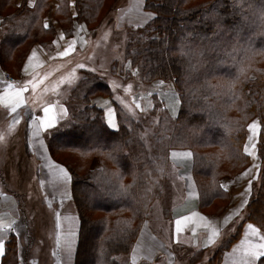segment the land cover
Returning <instances> with one entry per match:
<instances>
[{
	"label": "trees",
	"instance_id": "obj_1",
	"mask_svg": "<svg viewBox=\"0 0 264 264\" xmlns=\"http://www.w3.org/2000/svg\"><path fill=\"white\" fill-rule=\"evenodd\" d=\"M49 2L36 0L29 6L28 0H23L18 6L16 0H0L4 29L0 64L6 71L9 63L13 68L9 70L19 75L33 44L52 43L54 28L43 25ZM109 6L107 0H76L73 16L69 0H59L56 17L66 36L73 32L74 19L94 33ZM145 6L154 18L129 36L125 57L140 65L147 84L174 83L180 93V108L173 117L162 105L155 106L153 99L150 114H159V118L153 126L151 155L140 140L144 128L139 121L118 111L119 128L107 126L104 111L91 102L106 88L97 77L72 93L80 102L73 109L77 112L49 130L47 144L52 158L72 177L71 196L80 222L73 264H130L131 249L152 200L161 190L173 147L193 152L199 207L203 212L219 213L229 201L221 178L236 176L250 163L245 143L255 116L260 121L259 180L245 217L218 246L210 263L221 261L245 222L253 223L264 235V0H146ZM65 154L68 160L63 158ZM93 154L100 165L90 170ZM10 163L16 167L12 160ZM0 169L3 188L18 186L26 195L22 206L32 209L36 192L31 181H21L18 172L12 176L5 165ZM34 212L35 220L40 219L38 209ZM30 213L33 216V210ZM93 213L99 217L94 218ZM9 236L2 264L12 263L8 254L14 236ZM257 264H264V257Z\"/></svg>",
	"mask_w": 264,
	"mask_h": 264
},
{
	"label": "rangeland",
	"instance_id": "obj_2",
	"mask_svg": "<svg viewBox=\"0 0 264 264\" xmlns=\"http://www.w3.org/2000/svg\"><path fill=\"white\" fill-rule=\"evenodd\" d=\"M109 4L110 6L103 10L105 16L103 17L101 26L94 33L87 28L85 23L77 20L80 25L85 27L87 46L86 42L85 45H83L82 42L73 44L74 49L67 59V61H70V67L67 72L60 68L58 72L55 71L53 74L51 73L48 76H43V86L46 83L43 94L46 98H40L38 104H41L42 99L60 102L63 107H65L66 113L62 119L60 116L59 119L61 120L57 119L58 124L77 112L73 109H76L80 102L73 97L72 93L75 89L84 85L87 81L90 82V80H95L97 77L102 85L105 84L106 88L105 91L99 92L91 98L92 104L105 111L97 101L98 98L101 99L102 97L107 103L113 106L116 117L119 111L125 117H130L135 121H139L142 128H144L143 131H141L140 140L151 153L153 150V133L155 130L153 126L157 123L159 118V114H150L154 104L153 99H155V106L162 105L163 108L165 107L168 112L175 117L180 108V93L172 82H154L147 84L144 82V79H142L140 65L131 63L125 57L126 44L129 41V36L135 35L139 32V29L147 25L148 22L154 18L155 14L153 11L145 8L146 0H115L114 2L107 0V5ZM74 8L77 10L76 0H69V9ZM75 29L76 28L73 27V32H71L67 38L74 36ZM1 33H4V29H2L0 25V41ZM76 38L80 39L78 33ZM53 40L52 43L46 46L42 45L44 50H54ZM7 64L9 69H13L9 63ZM81 65H83V67H81ZM9 69H7L9 73H13ZM9 73L5 72V77H3V79L9 78L10 76H7ZM16 73H13L14 77H16ZM19 77H22V73ZM252 77H254V74ZM1 84L4 83L0 80V87ZM47 91L49 94H47ZM152 94H155L157 97L152 98ZM157 99L162 100V102H157ZM173 100L178 101L175 115H173L171 111ZM1 101L0 98V113L7 109ZM29 102L27 101V104L33 105V102ZM42 108L43 105L40 108L41 111ZM40 109H35L34 116L40 114ZM8 115L9 114H5L3 117L7 119ZM255 117L259 118L258 116ZM1 118L2 116H0V120ZM104 121L106 122L105 113ZM0 124H2V122H0ZM57 124H55V126ZM106 124L112 130H117L119 128L118 120L117 128L115 129L109 126L107 122ZM25 126L23 125L20 129L15 130V132L10 128L5 129L4 127L3 135L0 139L2 142V144H0V165H5L6 168H9L12 176H14L15 172H18V175L20 173L21 181H31L33 193L34 191L36 192V195H33V200H31V206H33V220L37 218V216L35 217L36 214L34 211L38 209L40 219L38 218L35 221L41 222L40 220L44 216L46 221L44 218V222H41L38 228L36 226L38 222L35 223L33 221L32 226L28 213L22 209V204H26L23 198L26 195H22V191L18 190V186L11 187L13 190L11 195L18 198L17 202L21 211L20 214L17 215V220H15L14 224L12 223V228L10 230V233L14 236L12 241L13 244H11V250L8 254V256L12 258V263L10 264H61L57 251L56 238L57 211L59 205L62 203L61 198L55 195L52 196L51 193L43 191L39 178V162L37 160H29V148L25 141ZM47 134H49V131ZM12 136L16 138L15 142L12 141ZM64 141L65 140H62L61 142ZM174 150H185V148L173 147L169 150V161L166 164L165 178L163 179L161 190L152 200L151 207L146 214L147 217L145 220L147 218L151 219V227L154 232L169 241V245L173 252L177 251V262L189 261L190 264H194L195 262L193 261L197 260L198 257H206V255L204 253L201 254L192 251L191 247L183 249L179 245L171 243V234L173 233L171 212L174 205L183 201L187 179L193 175L194 160L193 152L190 149H187L191 152L190 161L188 157L181 155L180 152L173 155L172 152ZM67 155L68 154H65L63 156L66 160L69 159ZM91 157H93V161L90 164V170L97 169L100 165L99 158L94 154L91 155ZM10 160L13 161L16 167L10 163ZM2 174L4 173L2 169H0V178ZM22 188L23 187L19 186V189ZM5 189L8 191L11 190L7 187H5ZM5 189L0 179V192L3 196L10 194ZM23 190L26 191V188H23ZM5 206L8 208L7 202ZM25 209L30 212V207H25ZM3 215L5 216L6 214ZM93 216L94 218H98L99 214L93 213ZM22 218L24 220L21 221ZM168 219H170V221ZM234 229L235 226H230L231 233ZM225 233L226 232H224V234ZM162 259L161 257V260ZM128 263H130V259ZM185 264H188V262H185Z\"/></svg>",
	"mask_w": 264,
	"mask_h": 264
},
{
	"label": "crops",
	"instance_id": "obj_3",
	"mask_svg": "<svg viewBox=\"0 0 264 264\" xmlns=\"http://www.w3.org/2000/svg\"><path fill=\"white\" fill-rule=\"evenodd\" d=\"M22 1L16 0V4L19 6ZM35 2L36 0H28V5L33 6ZM49 5V9L43 19V25L54 28V50H44L39 42L33 44L21 67L20 74L22 73V77H19L20 74L14 77L13 73L3 69L0 64V80L4 83L0 87V98L3 101L1 103L7 108L0 113V116H2L0 120L2 122L0 124V139L3 135L4 127L5 129L10 128L15 132V130L26 125L25 141L29 148V160H37L39 162L40 185L43 191L51 193L52 196L60 197L62 202L59 205L56 220L59 259L61 264H73L80 222L71 196V174L63 164L52 158L47 144V132L57 124L58 120L65 116L66 109L56 100L42 99L41 104H38V101L40 98L45 97L43 93L46 83L43 86V76L53 74L55 71L58 72L60 68L67 72L70 67V61H67V59L74 49L73 44L82 42L85 45L86 42L87 46V39L85 27L80 25L76 19L73 21V27L76 28L75 34L67 38L56 17L59 0H50ZM70 13L75 16V8L70 9ZM76 32L80 35V39L76 38ZM73 41L75 43H72ZM69 44H72L71 48H68ZM65 49H68V54L60 56L59 53L64 52ZM5 72L9 73L10 77L3 79ZM20 89H23V91L21 92ZM48 91L47 94H49ZM21 100L24 103H20L17 106V102ZM29 100L33 102V105L27 104ZM97 101L105 110L106 122L108 110L111 108L113 110V119L117 123L113 106L102 97L101 99L98 98ZM45 106H51L50 115L58 117V120L55 121L50 129L39 127L38 118L45 115L43 110ZM13 109L16 110L15 113ZM35 109H40V114L37 116H34ZM5 114H9L7 119L3 117ZM60 116L61 119H59ZM251 126L255 129V140L249 148L248 138H250ZM259 131V118L254 117L249 123V134L245 143V150L250 156V163L236 176H224L221 178V184L228 193L229 201L219 213L211 214L200 209L198 190L193 175L187 179L183 201L173 206L171 212V223L173 225L171 243H175L183 249L191 247L192 251L196 252L203 250L202 254L204 253L206 257L201 256L202 259L196 260L194 264H213L210 263V258L224 239L230 235V226L236 227L237 223L245 217L246 205L254 190L255 182L259 180L260 158L257 153ZM11 139L13 142L16 141L14 136ZM0 144H2L1 140ZM177 152L188 157L190 161L191 152L189 150H174L172 153L174 155ZM65 172L70 179L66 178ZM11 194L0 195V241L4 243V246L12 228V223L14 224L15 220H17V215L21 211L17 202L18 198ZM6 202L8 203V208L5 206ZM23 210L28 213L29 220L33 226V216L30 214L33 209L30 208L29 212L23 207ZM3 214L6 215L4 216ZM22 220L24 219L22 218ZM168 220L170 221V219ZM224 232L226 233L224 234ZM262 236L264 235L253 223L245 222L239 238L229 249L224 251L221 261L216 264H245L250 259L246 249H248L249 245H257L264 242L261 240ZM176 253L177 251H172L167 239L154 232L151 227V219L147 218L140 228L129 259L131 264H185V262L190 264L189 261L177 262ZM3 255L4 252L0 253V264H2ZM161 257L163 258L162 260ZM259 258H257L256 264Z\"/></svg>",
	"mask_w": 264,
	"mask_h": 264
},
{
	"label": "snow or ice",
	"instance_id": "obj_4",
	"mask_svg": "<svg viewBox=\"0 0 264 264\" xmlns=\"http://www.w3.org/2000/svg\"><path fill=\"white\" fill-rule=\"evenodd\" d=\"M72 43H75V41H73ZM72 44L68 45V48H71ZM68 54V49H65L64 52H60L59 55L60 56H65ZM81 67H83V65H81ZM20 91L22 92L23 89H20ZM19 95V93H18ZM20 103H24L22 100L17 102V106ZM178 103V101L173 100V103L171 105V111L172 114L175 115L176 114V104ZM44 113L45 115L43 117H39V127L44 128V129H50L52 127V125L55 123V121L58 119V117L54 116V115H50L51 112V106H45L44 107ZM14 113H15V109H13ZM107 123L113 128H117V123L114 121L113 119V110L111 108H109L108 113H107ZM65 176L67 177V173L65 172ZM251 227V225H250ZM258 234V233H257ZM261 240L264 241V236L261 237ZM248 256L250 257L249 260H247L245 262V264H256V260L259 257H264V242L257 244V245H249L248 249H246ZM5 252V246L4 243L2 241H0V253Z\"/></svg>",
	"mask_w": 264,
	"mask_h": 264
},
{
	"label": "bare ground",
	"instance_id": "obj_5",
	"mask_svg": "<svg viewBox=\"0 0 264 264\" xmlns=\"http://www.w3.org/2000/svg\"><path fill=\"white\" fill-rule=\"evenodd\" d=\"M254 140H255V129L251 126V134H250V138H249V141H248L249 148L254 143Z\"/></svg>",
	"mask_w": 264,
	"mask_h": 264
},
{
	"label": "built area",
	"instance_id": "obj_6",
	"mask_svg": "<svg viewBox=\"0 0 264 264\" xmlns=\"http://www.w3.org/2000/svg\"><path fill=\"white\" fill-rule=\"evenodd\" d=\"M9 77V75H7Z\"/></svg>",
	"mask_w": 264,
	"mask_h": 264
}]
</instances>
